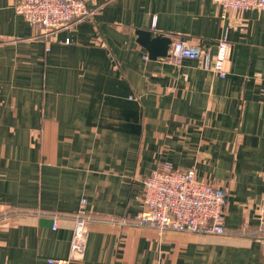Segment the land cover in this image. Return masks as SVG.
Returning a JSON list of instances; mask_svg holds the SVG:
<instances>
[{"label":"crops","instance_id":"crops-1","mask_svg":"<svg viewBox=\"0 0 264 264\" xmlns=\"http://www.w3.org/2000/svg\"><path fill=\"white\" fill-rule=\"evenodd\" d=\"M18 1L0 0V264L68 259L78 213L95 218L79 264H264V12L89 0L47 36ZM146 30L213 54L226 38L227 78L151 59ZM167 164L226 190L228 236L136 224Z\"/></svg>","mask_w":264,"mask_h":264},{"label":"built area","instance_id":"built-area-1","mask_svg":"<svg viewBox=\"0 0 264 264\" xmlns=\"http://www.w3.org/2000/svg\"><path fill=\"white\" fill-rule=\"evenodd\" d=\"M214 1L219 3L224 13L231 10L264 12V0ZM14 8L18 15L23 16L29 24L39 28L47 36L95 15L89 0H19ZM156 22L155 16L152 20L153 27ZM230 55L231 47L226 38L219 42L215 54L178 41L173 42L168 60L176 64L185 59L197 61L203 71L226 79ZM143 185L144 210L136 221L137 225L148 226L159 232L173 230L215 236L229 235L225 213L226 190L200 180L194 170L163 165L146 177ZM94 220L89 214H76L69 258L52 259L49 263H82L86 259L88 228ZM259 220L264 232V205L260 208ZM58 227L59 218L56 217L53 229L57 230Z\"/></svg>","mask_w":264,"mask_h":264},{"label":"water","instance_id":"water-1","mask_svg":"<svg viewBox=\"0 0 264 264\" xmlns=\"http://www.w3.org/2000/svg\"><path fill=\"white\" fill-rule=\"evenodd\" d=\"M138 42L148 51L153 60L170 58L172 39L164 35H155L151 31H136Z\"/></svg>","mask_w":264,"mask_h":264}]
</instances>
